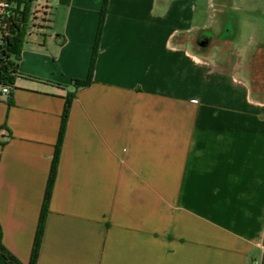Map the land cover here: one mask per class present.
<instances>
[{"label":"crops","instance_id":"obj_1","mask_svg":"<svg viewBox=\"0 0 264 264\" xmlns=\"http://www.w3.org/2000/svg\"><path fill=\"white\" fill-rule=\"evenodd\" d=\"M33 1L45 21L20 70L69 88L20 78L13 105L0 99V226L21 264H30L65 99L88 77L105 2ZM209 5L222 21L228 9L264 13V0H108L37 264H264V87L255 92L195 46L211 31L197 21ZM237 32L225 21L212 34L240 50Z\"/></svg>","mask_w":264,"mask_h":264},{"label":"trees","instance_id":"obj_2","mask_svg":"<svg viewBox=\"0 0 264 264\" xmlns=\"http://www.w3.org/2000/svg\"><path fill=\"white\" fill-rule=\"evenodd\" d=\"M7 3L8 7L3 12L0 11V99L3 97L2 89L7 87L10 93L7 95V102L9 106L14 103V91L16 90L17 81L20 78H28L39 82H46L48 84L56 85L61 89L69 87L54 83L51 81H44L36 77L26 75L20 70L21 55L24 46L27 43V38L31 34L32 25L34 23L33 17V0H0L1 4ZM108 0H105L104 7L101 12L99 22L98 34L93 48V54L87 79H74L71 83L73 91H68L65 101V107L62 114L61 129L59 139L56 145L55 154L51 166L50 176L46 188L45 198L41 210L39 225L32 249L30 264H37L40 248L43 242L45 226L47 217L50 211V204L57 177L60 157L62 153L65 134L67 131L69 116L72 109L73 101L76 97L77 91L91 86L94 82V72L99 54V47L101 37L105 24V17L107 13ZM2 129H8L7 124ZM9 130V129H8ZM11 132V131H9ZM0 257L7 262V264H21L16 257H14L3 244V232L0 226Z\"/></svg>","mask_w":264,"mask_h":264},{"label":"rangeland","instance_id":"obj_3","mask_svg":"<svg viewBox=\"0 0 264 264\" xmlns=\"http://www.w3.org/2000/svg\"><path fill=\"white\" fill-rule=\"evenodd\" d=\"M218 5V3H215ZM224 6V5H223ZM37 7V6H36ZM218 6L207 8L200 12L197 21L205 23L208 29L205 38H209L210 45L205 49L207 56L212 57L223 69L234 71L238 70L242 73V76L251 80L255 92L261 93L264 87V49L257 50L254 55L247 54L258 44L264 43V13L256 11H246L242 9L240 11L228 9L224 21L217 17ZM33 12H37V18L40 26L45 21L44 8H35ZM36 21V18H33ZM233 21L237 25L238 32L236 33V39L241 44L240 50L238 46L229 41H223L217 38L212 33L222 32L223 22ZM237 21H240L238 24ZM38 29L32 30L31 34H36ZM30 34V35H31ZM29 35V36H30ZM196 47L200 49L197 40L195 41Z\"/></svg>","mask_w":264,"mask_h":264},{"label":"built area","instance_id":"obj_4","mask_svg":"<svg viewBox=\"0 0 264 264\" xmlns=\"http://www.w3.org/2000/svg\"><path fill=\"white\" fill-rule=\"evenodd\" d=\"M6 7H8V4L7 3H2L1 4V10L0 11L3 12ZM33 18H36V21H34V23L32 25V30H36V29L41 28V26L37 22V21H39L38 18H37V12L34 13V17ZM2 93L5 94V95H8L10 93V89L7 88V87H5V88L2 89ZM254 264H260V263L259 262H256Z\"/></svg>","mask_w":264,"mask_h":264},{"label":"water","instance_id":"obj_5","mask_svg":"<svg viewBox=\"0 0 264 264\" xmlns=\"http://www.w3.org/2000/svg\"><path fill=\"white\" fill-rule=\"evenodd\" d=\"M208 45H209V39H208V38H204V39H202V40L200 41V43H199V46H200L201 48H206V47H208Z\"/></svg>","mask_w":264,"mask_h":264},{"label":"flooded vegetation","instance_id":"obj_6","mask_svg":"<svg viewBox=\"0 0 264 264\" xmlns=\"http://www.w3.org/2000/svg\"><path fill=\"white\" fill-rule=\"evenodd\" d=\"M204 38H205V37H202L201 40L204 39Z\"/></svg>","mask_w":264,"mask_h":264}]
</instances>
